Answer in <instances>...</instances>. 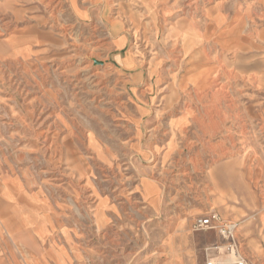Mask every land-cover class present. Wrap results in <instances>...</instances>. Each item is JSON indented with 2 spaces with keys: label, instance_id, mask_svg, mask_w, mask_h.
Returning a JSON list of instances; mask_svg holds the SVG:
<instances>
[{
  "label": "rangeland",
  "instance_id": "374dc122",
  "mask_svg": "<svg viewBox=\"0 0 264 264\" xmlns=\"http://www.w3.org/2000/svg\"><path fill=\"white\" fill-rule=\"evenodd\" d=\"M53 1L0 0V178L41 208L44 235L22 238L33 264H226L221 232L194 227L212 212L264 264V77L190 84L168 43L188 10L172 1L156 23L141 0ZM243 3L262 30L264 0ZM16 196L0 181V215Z\"/></svg>",
  "mask_w": 264,
  "mask_h": 264
},
{
  "label": "crops",
  "instance_id": "0c3cea01",
  "mask_svg": "<svg viewBox=\"0 0 264 264\" xmlns=\"http://www.w3.org/2000/svg\"><path fill=\"white\" fill-rule=\"evenodd\" d=\"M45 1H47L46 8L49 7L50 10L59 8V2ZM141 1L146 10L155 14L154 21L157 10H173V2L177 10H188L186 12L188 17L170 21L168 43L172 45L174 63L181 62L188 65L186 78H191L190 84L213 88L218 83L221 88L224 80L231 75L240 79L244 76L264 77V72L261 73L256 69L259 67V62L253 60L255 54L250 51L251 48L258 46L255 39L264 42V27L259 30L257 10L252 6H244L243 3L245 1L250 5L252 0ZM208 3H213L214 6L209 10H203ZM106 7L108 8V4L105 5ZM199 13H202L201 20L196 16ZM174 16L175 13L172 17ZM242 49L249 51L246 55H242ZM0 181H8L17 194L15 199L8 200V212L0 215V264H18L8 254L3 253L1 246L5 238L12 241L24 264H33L29 247L22 238L35 236L41 238L44 235L41 223L35 220L34 216L41 208L33 203L29 190L22 182L14 178H0ZM106 262L111 264L110 259Z\"/></svg>",
  "mask_w": 264,
  "mask_h": 264
},
{
  "label": "built area",
  "instance_id": "2783aa9c",
  "mask_svg": "<svg viewBox=\"0 0 264 264\" xmlns=\"http://www.w3.org/2000/svg\"><path fill=\"white\" fill-rule=\"evenodd\" d=\"M196 229H217L221 232L222 236L226 239L225 249L234 253V260L226 264H249L246 257L240 252L237 242L236 231L239 227L238 221L224 220L217 212H212L204 216L197 217L194 222ZM220 249L219 245L208 247V250ZM203 264H219L213 256L208 253L206 260Z\"/></svg>",
  "mask_w": 264,
  "mask_h": 264
},
{
  "label": "bare ground",
  "instance_id": "6f19581e",
  "mask_svg": "<svg viewBox=\"0 0 264 264\" xmlns=\"http://www.w3.org/2000/svg\"><path fill=\"white\" fill-rule=\"evenodd\" d=\"M163 12L168 13L169 16L174 14V10H171V9H163ZM226 257H227V255H226ZM234 257H235L234 253L228 254V257L225 259H221V261H222V263H230L234 260Z\"/></svg>",
  "mask_w": 264,
  "mask_h": 264
}]
</instances>
